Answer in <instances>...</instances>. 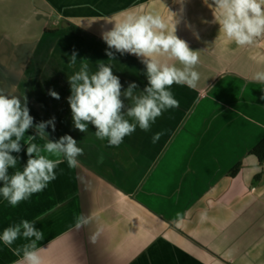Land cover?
<instances>
[{"label": "crops", "instance_id": "obj_1", "mask_svg": "<svg viewBox=\"0 0 264 264\" xmlns=\"http://www.w3.org/2000/svg\"><path fill=\"white\" fill-rule=\"evenodd\" d=\"M142 14L161 16L169 31L175 26V35L198 52L200 78L195 87L172 85L179 107L149 131L137 126L118 147L109 146L92 124L84 133L74 128L67 102L72 74L60 73L56 89L45 69L55 64L53 48L57 55L70 49L60 55L69 62L81 45L91 73V64L110 65L122 92L130 83L141 92L147 86L141 58L109 49L102 35ZM0 16V90L26 101L33 117L20 152L11 153L17 166L9 175L25 167L30 143L43 149L46 140L35 128L53 117L47 140L68 135L83 149L74 168L42 151L62 161L56 178L15 207L0 195V233L22 220L35 222L44 234L37 242L43 264H264V162L250 154L264 138V83L252 79L264 71V36L245 47L228 41L213 0H0ZM79 33L92 39L80 40ZM34 61L35 85L26 72ZM81 216L88 223L77 227ZM29 242H0V264H17L14 249Z\"/></svg>", "mask_w": 264, "mask_h": 264}, {"label": "clouds", "instance_id": "obj_2", "mask_svg": "<svg viewBox=\"0 0 264 264\" xmlns=\"http://www.w3.org/2000/svg\"><path fill=\"white\" fill-rule=\"evenodd\" d=\"M213 4L219 13V29L228 41L245 47L264 36V0H213ZM102 39L109 49L141 58L146 67L147 86L137 92L138 85L130 83L122 92L119 78L113 75L110 65L98 63V70L91 73L89 63L82 60L79 70L68 77L71 95L67 102L76 130L87 132L90 123L96 129L94 135L97 139H107L109 146L118 147L137 126L147 132L166 110L179 107L170 88L173 84L195 87L200 78L195 70L199 56L175 35V26L168 30L159 15H128L103 33ZM106 55L109 60L113 59L111 52ZM76 64L77 53L73 51L68 66L73 68ZM252 79L264 83V71L255 72ZM49 95L53 99L60 98L51 90ZM122 96L131 102V106H126ZM32 126L33 117L26 101L22 104L16 96L9 98L0 90V195L13 207L43 191L56 178L55 169L62 161L51 159L42 151L62 156L70 168L78 166L77 158L83 154V149L71 136L64 135L57 141L47 140L44 129L51 126L55 131L53 117L35 128L36 136L46 140L43 149L30 143L25 167L9 175V169L17 166V158L11 153L20 152L21 140ZM159 136L156 133L153 142ZM33 139L35 137L29 136V140ZM204 218L205 214H201V219ZM87 223L88 218L81 216L77 227ZM21 237L30 242L14 249V253L21 256L17 264H43L40 254L44 249L38 247L37 242L43 240L44 234L35 227V222L22 220L5 228L0 233V242L11 247Z\"/></svg>", "mask_w": 264, "mask_h": 264}, {"label": "rangeland", "instance_id": "obj_3", "mask_svg": "<svg viewBox=\"0 0 264 264\" xmlns=\"http://www.w3.org/2000/svg\"><path fill=\"white\" fill-rule=\"evenodd\" d=\"M1 17L2 16H0V18ZM16 20L17 19H14V23H16ZM0 22L2 23L4 21L2 19H0ZM79 35H80V37H79L80 40L92 39V37H88V36H86L84 34L82 35V33L81 34L79 33ZM46 39H49V38H46ZM57 39H59V38H57V37L54 38L51 43L52 44L54 43V45H55V43L58 41ZM52 50L54 52L53 55H52V58L54 59L55 64L48 65V68L45 69V73H46V75H48L47 78H50L53 75L52 79H48L47 80V83L48 84L49 83H53V87H56V89H59V88L62 87V85H61L62 76H61L60 73H62V74L66 73L67 75L74 74V72L79 70L80 63H81L82 60H86L88 63L92 61L90 58H89V60H87V58H88L87 52H86L87 49L80 45V47H77V48L73 49V51H75L77 53V59H78L79 66L75 65L73 68H69V66H68L69 62H66V61L62 60V57L60 55H62L64 57L67 56V55H70L71 54L70 53V49H68V48L67 49H65V48L61 49L60 48L58 50L60 52L61 51L62 52H61V54H58V55L55 54V52H56L55 50H57V49L53 48ZM91 65L97 71V65H93V64H91ZM26 72L30 74L29 79H31L33 81L34 85H35V79L34 78L37 76V73H38V70L36 69V66H35V61L32 62V64L29 65V67H28ZM57 73H59V75H60L59 77H60L61 80L59 78H55L54 77V76H56ZM65 97L66 96L63 95L61 97V99H65Z\"/></svg>", "mask_w": 264, "mask_h": 264}, {"label": "trees", "instance_id": "obj_4", "mask_svg": "<svg viewBox=\"0 0 264 264\" xmlns=\"http://www.w3.org/2000/svg\"><path fill=\"white\" fill-rule=\"evenodd\" d=\"M250 154L257 158L258 162H264V138L258 142L250 151ZM240 164L235 165L228 173L230 177L237 174ZM261 177V173L254 176L253 181L257 182Z\"/></svg>", "mask_w": 264, "mask_h": 264}]
</instances>
